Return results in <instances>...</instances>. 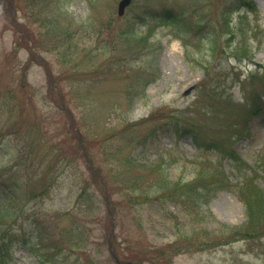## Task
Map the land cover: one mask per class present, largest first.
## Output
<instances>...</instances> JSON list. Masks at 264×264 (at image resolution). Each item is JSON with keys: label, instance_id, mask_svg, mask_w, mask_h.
<instances>
[{"label": "rangeland", "instance_id": "rangeland-1", "mask_svg": "<svg viewBox=\"0 0 264 264\" xmlns=\"http://www.w3.org/2000/svg\"><path fill=\"white\" fill-rule=\"evenodd\" d=\"M244 1L224 34L233 0L122 17L119 0H0L4 263L264 264V238L227 237L244 186L264 194V107L245 116L264 96V0Z\"/></svg>", "mask_w": 264, "mask_h": 264}, {"label": "trees", "instance_id": "trees-1", "mask_svg": "<svg viewBox=\"0 0 264 264\" xmlns=\"http://www.w3.org/2000/svg\"><path fill=\"white\" fill-rule=\"evenodd\" d=\"M233 1H234V4L237 5V8H236L237 10L244 5L252 6V4L244 2V0H233ZM224 4L227 8H229V11L221 12V18L223 19L224 32H225V30L226 31L230 30L231 13L234 9L231 3L224 2ZM173 22L174 23H172V27L174 30H178V31L183 30V26L180 23H178V17L175 18ZM253 106L256 107V105H253ZM255 111L256 110L254 109L253 112ZM178 124H179L178 122L173 123L175 128L177 127ZM229 131L232 133V135L237 134V132H235V129L234 131L233 130H229ZM214 142L215 141L212 142L211 144L212 146ZM197 146L205 147V145L199 144V143H197ZM230 155L232 156V154ZM233 160H236V158L234 157ZM245 168L246 166L241 167L242 170H245ZM201 176H203L202 173H198L196 174V177L194 179L199 178ZM192 185L193 184L190 183L189 186H192ZM200 185L203 186L202 181L200 182ZM244 188L247 192V195H244V193H241L238 197L244 203L245 208H246V222L242 226H239L240 231L231 230V232L229 233L227 237L233 236L234 238H239V239H242V238L249 239L253 237L264 236V194L262 193L261 190H259V188L254 183H251L249 186L245 185ZM192 193L193 194L190 195V198L193 200V202H197L196 204L197 210L195 209L194 212L203 214V212L205 211L203 210L200 211L198 203L202 201L203 203H206L207 198H204L203 196L201 197L200 194L196 193V190H194ZM255 233H257L258 235L250 236V234H255Z\"/></svg>", "mask_w": 264, "mask_h": 264}, {"label": "water", "instance_id": "water-1", "mask_svg": "<svg viewBox=\"0 0 264 264\" xmlns=\"http://www.w3.org/2000/svg\"><path fill=\"white\" fill-rule=\"evenodd\" d=\"M131 0H121L118 4V14L121 15L123 13L124 8L129 5Z\"/></svg>", "mask_w": 264, "mask_h": 264}]
</instances>
